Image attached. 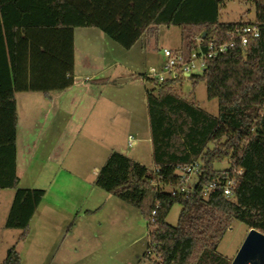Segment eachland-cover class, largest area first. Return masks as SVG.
I'll list each match as a JSON object with an SVG mask.
<instances>
[{"label": "trees", "instance_id": "obj_1", "mask_svg": "<svg viewBox=\"0 0 264 264\" xmlns=\"http://www.w3.org/2000/svg\"><path fill=\"white\" fill-rule=\"evenodd\" d=\"M228 1L0 0V191L15 192L5 229L21 232L2 264H21L18 247L27 242L47 194L20 188L16 96L38 93L52 99L74 86L77 29L98 30L129 52L143 39L148 45L157 42L161 28H178L180 52L188 56L199 45L225 44L243 27L258 29L259 38L207 61L203 75L189 80L194 90L205 84L207 99L218 102L217 117L180 97L183 80L159 83L139 76L150 87L152 158L155 181L163 189L147 178V168L115 152L94 186L140 213L150 242L144 258L154 254L159 264H231L218 248L235 222L264 235V0L255 3L253 23L222 24L220 11ZM91 83L106 85L108 80ZM223 162L230 169L216 171ZM194 165L200 167L196 182L189 193H179L185 185L176 172ZM228 179L236 180L229 199L221 190ZM211 185L216 188L205 198ZM176 205L181 207L179 222L171 227L166 221Z\"/></svg>", "mask_w": 264, "mask_h": 264}, {"label": "rangeland", "instance_id": "obj_2", "mask_svg": "<svg viewBox=\"0 0 264 264\" xmlns=\"http://www.w3.org/2000/svg\"><path fill=\"white\" fill-rule=\"evenodd\" d=\"M257 1H228L220 11V22L253 23ZM86 33L96 36L91 38ZM144 42L145 39L132 52H127L98 30L77 29L74 86L52 99L38 93L16 96L20 188L47 192L53 187L60 194L62 186H70L64 192L68 201L62 205L65 211L55 209L48 202L43 204L41 214L48 218L39 216L28 241L18 247L22 264H63L61 261L68 259L66 252L78 246L79 252L69 258L73 264L158 263L154 254L144 258L150 242L148 225L140 213L94 186L97 174L112 152L135 158L147 168L153 166L151 146L145 141L149 133L145 96L150 87L139 76H150L152 69L162 72L165 60L158 51L180 52L182 31L161 28L157 42L152 40L141 50ZM113 60L120 65H113ZM99 80L108 83H91ZM125 80L126 84L118 85ZM177 91L182 99L194 100L209 115H219L218 102L207 99L204 83L196 90L190 82L185 83ZM192 91L195 95L189 94ZM117 104L125 109L124 113H108ZM129 139L134 141L132 146ZM209 148L213 150L214 146ZM229 169V162L215 165L219 172ZM195 182L196 177L192 176L186 186ZM165 192L171 190L166 188ZM12 193L0 191V263L6 256L4 251L15 246L21 235L20 231L5 229ZM54 199L53 195L48 201L55 204ZM180 213L181 207L174 206L167 224L177 227ZM249 232L245 225L235 222L220 243L218 253L233 260Z\"/></svg>", "mask_w": 264, "mask_h": 264}, {"label": "built area", "instance_id": "obj_3", "mask_svg": "<svg viewBox=\"0 0 264 264\" xmlns=\"http://www.w3.org/2000/svg\"><path fill=\"white\" fill-rule=\"evenodd\" d=\"M259 31L255 26H246L235 33H233L228 41L225 44L220 46L211 45L207 49H204L198 46L197 51L191 53L189 56L184 55L182 52H174L168 49H161L160 53L165 60V64L163 66L162 72L159 74L155 69L151 70V75L147 76L149 79H157L159 83H164L167 81H175V80H183V85L189 82L191 77L203 75L206 62L212 60L214 58H218L221 56H225L229 53L237 44L241 45V47H246L250 40H254L259 38ZM195 72H199V75H195ZM182 89V88H181ZM129 146L134 144L133 139H129ZM200 173L199 165H194L191 167H187L184 170H180L176 172V176L180 178V181L185 185L184 189L178 190L179 193H189L191 186H186L189 178L192 176L197 177ZM158 171L154 167L147 174V178L154 184V187L158 189H163V185L161 183L156 182ZM241 175V172L239 173ZM236 187V180L228 179L225 181L224 185L221 187V190L226 198H231L233 195V190ZM216 188V185H211L206 187L204 191V197L207 198L209 193ZM171 190V194H175L176 191ZM155 215V213L153 214ZM148 255H151L149 253ZM159 264V259L157 261Z\"/></svg>", "mask_w": 264, "mask_h": 264}, {"label": "crops", "instance_id": "obj_4", "mask_svg": "<svg viewBox=\"0 0 264 264\" xmlns=\"http://www.w3.org/2000/svg\"><path fill=\"white\" fill-rule=\"evenodd\" d=\"M84 30H87V32H92V30L93 29H84ZM87 35H90V37L91 38H94L96 35L94 34V33H86ZM140 43V42H139ZM138 43V44H139ZM137 44V45H138ZM136 45V46H137ZM147 41L145 40V42L143 43V45H142V47H141V50H143V49H146L147 48ZM136 46L131 50V51H129V52H132L135 48H136ZM149 46V45H148ZM160 51L161 50H159L158 51V53H160ZM112 64L113 65H117V66H119L120 64H119V62H117V61H115V60H113V62H112ZM147 64H148V62H147ZM189 83V82H188ZM188 83H186V84H188ZM122 84H126V80L125 81H121V82H119L118 83V85H122ZM185 85V84H184ZM189 94H193V95H195L194 94V91H192V92H190ZM145 98H146V96H145ZM16 102H17V99H16ZM18 106V105H17ZM124 111H125V109H123V107L120 105V104H117L116 106H115V108L114 109H111V110H109L108 111V113H111V114H114V115H116V114H119V113H124ZM148 111V110H147ZM103 113H104V111H103ZM148 113V112H147ZM18 114V113H17ZM148 123H149V118H148ZM129 141V140H128ZM148 144H150V146H151V155H152V152H153V149H152V143H151V134H150V126H149V133L147 134V136H146V140H145ZM113 153V152H112ZM111 153V154H112ZM131 160H133L134 162H136V163H138V164H140L141 166H143L140 162H138V160H134L135 158H131V157H129ZM152 163H153V158H152ZM17 167H18V151H17ZM143 167H145V168H147L146 166H143ZM154 168V164H153V166H152V168L150 169V168H147L149 171L150 170H152ZM18 173H19V170H18ZM95 183V182H94ZM55 188H57V187H55ZM69 188H70V186L68 185V186H62V193H60V194H58V193H56V190H54V188L53 187H51V189L49 188L48 190H47V194H46V197H45V199H44V201L42 202V204L39 206V208H38V210H37V212H36V214H35V216H34V218H33V220H32V222H31V225H30V233H31V231L33 230V223L35 222V220L36 219H38V218H40L41 217V219H46V218H48V217H44V214H41V212H42V209H43V204L45 203V202H48V204H51L55 209H61V210H63V211H65L64 210V207L62 206L63 205V203L64 202H68L67 200H65V198H64V192L66 191V190H69ZM54 195V197H55V199H54V202H55V204H57V205H55V204H52V203H50L48 200H49V198H51V196H53ZM14 196H15V192L14 193H12V196H11V206H12V203H13V199H14ZM40 216V217H39ZM29 239V238H28ZM28 241V240H27ZM239 249L240 248H238V250L236 251V253L234 254V257H233V259L236 257V255H237V253H238V251H239ZM79 250H80V248H79V246L78 247H76L75 249H70L69 251H67L66 252V256H68V259L67 260H64V261H61L63 264H73V261H69V258L75 253V254H77L78 252H79ZM7 252H8V250H6V251H4V255H6L7 256ZM6 256H5V258H4V261H5V259H6ZM21 256V255H20ZM3 261V262H4ZM230 261V260H229ZM233 260H231L230 261V263L232 262ZM2 262V263H3ZM2 263H0V264H2ZM54 263V262H53ZM21 264H22V257H21Z\"/></svg>", "mask_w": 264, "mask_h": 264}, {"label": "water", "instance_id": "obj_5", "mask_svg": "<svg viewBox=\"0 0 264 264\" xmlns=\"http://www.w3.org/2000/svg\"><path fill=\"white\" fill-rule=\"evenodd\" d=\"M231 264H264V235L251 230Z\"/></svg>", "mask_w": 264, "mask_h": 264}]
</instances>
